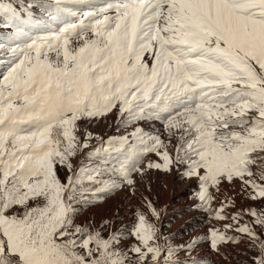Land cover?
Listing matches in <instances>:
<instances>
[{
	"label": "snow or ice",
	"instance_id": "obj_1",
	"mask_svg": "<svg viewBox=\"0 0 264 264\" xmlns=\"http://www.w3.org/2000/svg\"><path fill=\"white\" fill-rule=\"evenodd\" d=\"M0 17L16 30L0 42V264H179L150 200L107 236V220L75 221L77 204L173 168L231 220L211 249L264 264V207L228 212L222 193L264 202V0H0ZM112 113L121 135L81 127Z\"/></svg>",
	"mask_w": 264,
	"mask_h": 264
},
{
	"label": "rangeland",
	"instance_id": "obj_2",
	"mask_svg": "<svg viewBox=\"0 0 264 264\" xmlns=\"http://www.w3.org/2000/svg\"><path fill=\"white\" fill-rule=\"evenodd\" d=\"M18 6L22 7L27 0H16ZM37 2H40V0H37ZM33 12L35 13V18L40 19L42 14V9L40 8H34ZM4 18L0 17V42L7 43L9 40H12L15 38V28L13 27H4L3 26ZM35 28V25L32 26ZM27 30V28H26ZM32 34H37L36 32H33ZM0 71H3V68L0 67ZM105 119L100 120H93L90 122H93L95 125H97L99 122L103 121ZM109 125L106 128V131L102 136L108 137V136H117L121 135L125 132L124 128H120L119 131H117V127L119 124L118 115L116 113L109 114L107 119ZM89 122H84L81 127L87 131H90L93 133L94 136L100 135V132H95L93 129L88 127ZM153 127L159 129L162 131L161 125L159 123H155L152 125ZM147 127V125H146ZM129 131L131 129H128ZM101 136V135H100ZM95 143V141H92ZM152 154L151 156H153ZM155 156V155H154ZM157 159V157L155 156ZM155 158H152L155 160ZM79 163V158H76L73 160V164L76 165ZM155 170V169H153ZM160 171V170H159ZM163 173H171L175 172L176 176H182L183 178L187 180H195V187L199 188V183L195 178H188L183 175V169L177 170L175 168L172 169V171H161ZM155 173V172H154ZM66 175L65 171H61V178ZM150 175V174H149ZM142 189L139 188V185L137 184L135 191H131L128 188H121L115 192H113L110 195L105 196L102 200H99L98 202H94L91 204L86 203H80L76 205L77 208V216L75 218L76 223L79 224H85V223H91L94 227H99L105 220L109 221V225L107 228V231L104 232V235L107 236L112 230H113V223L115 229H125L126 225H131L136 221L137 218V212L142 211L147 213L149 211L148 206L146 204V200H150L152 205L155 207L157 212L159 213L158 217H149L154 223L157 224V227L160 229L161 235L164 239H166L167 243L173 246L174 248H178V250L174 254V259H176L179 264H251V256L254 254L253 250L249 248L246 245H240L239 247H236L235 245H229L228 247L224 248L221 253H217L213 251L210 247V241L208 239V234L210 229L213 228H222L223 224L225 223H231V220H218L215 218V215H213L212 220H214L216 223L214 224H208L210 228H208L207 231L204 233H194L195 227L191 225V220L188 218V222L186 221L184 224H179L177 226L174 225L176 222V219H180L181 215H175L174 212L167 213L166 209L164 208V204H160L158 206L156 200L154 198L148 199L145 196V192L151 191L150 188V178L143 179L140 182ZM146 188V189H145ZM122 189L127 190L128 194V201H131L133 197H135V203L139 204L134 207H129L127 211L125 210L126 214L124 217H116L115 219H110V217H105L104 219L101 218V212L100 209L96 208L97 205H102L104 202L108 201L111 197L115 196L118 192H120ZM222 193L226 194L227 196H234L236 200V207L235 208H228L226 211L228 212H235L239 211L241 208H248L249 206L259 209L264 207V202L261 201H252L250 199L244 198L242 195L239 194V188L238 186L235 188H232L231 186L225 184ZM139 194V197H136V195ZM221 200H225L226 196L222 195ZM197 203L201 204V201L199 199L196 200ZM217 203H220V201H215ZM124 203L121 206V209L125 208ZM214 204V203H213ZM184 209V208H183ZM99 210V211H98ZM187 213L192 212L193 208L190 209H184ZM203 213L206 215L201 217L196 216L191 219H195L198 221L205 220L208 218L210 211L206 210L204 207L201 209ZM167 213V214H166ZM127 215L129 217H127ZM246 219H248L246 217ZM257 231H260V228L257 226ZM193 240H197L198 243L196 244L195 248L189 253L185 250L184 247L180 246H187L189 243H191ZM133 241L131 239H125L122 241V247L130 245ZM163 242V240H162ZM191 256V258H189ZM166 257H162L161 264H163V259Z\"/></svg>",
	"mask_w": 264,
	"mask_h": 264
},
{
	"label": "bare ground",
	"instance_id": "obj_3",
	"mask_svg": "<svg viewBox=\"0 0 264 264\" xmlns=\"http://www.w3.org/2000/svg\"><path fill=\"white\" fill-rule=\"evenodd\" d=\"M109 125L107 120H103L95 125L93 122L88 123V127L93 129V131L100 132L102 136L106 131L107 126ZM151 158H155V156H151ZM156 159V158H155ZM155 172V173H154ZM150 174V175H149ZM148 175L145 176L144 179L150 178V188L151 191L145 192V196L148 199L154 198L158 204H164V208L167 210L166 212H174L175 215H181L180 219H176L174 223L175 226L179 224H184L186 221L188 222V218H190L191 225L195 227L194 233H204L210 228V224L216 223L212 220L214 213H210L208 218L205 220H195L191 219L196 216L203 217L206 214L201 211L203 207H201L200 203H197V193L200 191V188L195 187V180L193 179H185L182 176H176L175 172L171 173H163L159 170H151ZM139 188L142 189L140 182L138 183ZM146 189V188H145ZM139 197V194L136 195ZM125 204V208L121 209V206ZM142 204V203H139ZM135 203V197L128 201V194L126 189H122L115 196L111 197L108 201L104 202L102 205H97L96 208L100 209L101 218L110 217V219H115L116 217H124L126 214L125 210L129 207H134L139 205ZM219 207V203L214 202L213 208ZM193 208V211L186 212L184 209ZM99 211V210H98ZM166 213V214H167ZM127 217H129L127 215ZM209 224V225H208ZM201 235V234H200Z\"/></svg>",
	"mask_w": 264,
	"mask_h": 264
}]
</instances>
